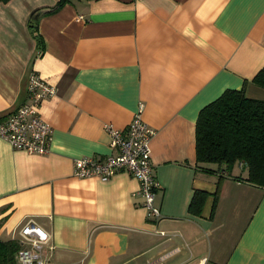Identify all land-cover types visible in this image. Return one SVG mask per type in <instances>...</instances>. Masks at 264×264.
I'll use <instances>...</instances> for the list:
<instances>
[{
    "label": "crops",
    "instance_id": "1",
    "mask_svg": "<svg viewBox=\"0 0 264 264\" xmlns=\"http://www.w3.org/2000/svg\"><path fill=\"white\" fill-rule=\"evenodd\" d=\"M56 1L0 3V116L27 102L31 72L55 88L40 107L47 154L0 138V239L32 221L49 234L50 264H264V189L240 164L195 160L201 108L227 89L264 100L251 82L264 67V0H69L39 20V55L28 18ZM141 103L157 218L128 172L73 174L74 158L115 153L105 126L126 128ZM195 189L209 193L200 216L188 212Z\"/></svg>",
    "mask_w": 264,
    "mask_h": 264
},
{
    "label": "built area",
    "instance_id": "2",
    "mask_svg": "<svg viewBox=\"0 0 264 264\" xmlns=\"http://www.w3.org/2000/svg\"><path fill=\"white\" fill-rule=\"evenodd\" d=\"M54 93L52 85L31 72L27 102L0 116V138L13 149L29 154H47L53 129L42 119L40 107ZM142 109L141 103L124 129L105 126L109 146L114 154L74 158L73 174L78 178L96 177L108 180L118 172H128L139 183L137 193L147 216L157 218L159 209L154 206V194L158 183L153 173L150 149L155 130L143 122ZM17 240L21 248L16 253L13 264H50L44 256V246L49 241V234L43 228L28 221L21 227Z\"/></svg>",
    "mask_w": 264,
    "mask_h": 264
},
{
    "label": "trees",
    "instance_id": "3",
    "mask_svg": "<svg viewBox=\"0 0 264 264\" xmlns=\"http://www.w3.org/2000/svg\"><path fill=\"white\" fill-rule=\"evenodd\" d=\"M8 1L0 0V3ZM67 2L69 0H57L51 7H39L30 13L27 26L39 55L44 49L38 30L39 20L57 12ZM251 82L264 88V67ZM195 160L197 163L223 164L228 172L235 164H240V172L245 171L243 180L264 189V100L246 97L243 88L227 89L201 108L195 122ZM220 182L218 179L212 208L218 198ZM208 196L206 191L195 189L188 212L200 216ZM20 248L17 239H0V264H13Z\"/></svg>",
    "mask_w": 264,
    "mask_h": 264
}]
</instances>
